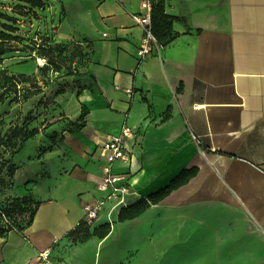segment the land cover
Returning <instances> with one entry per match:
<instances>
[{"label":"crops","instance_id":"1","mask_svg":"<svg viewBox=\"0 0 264 264\" xmlns=\"http://www.w3.org/2000/svg\"><path fill=\"white\" fill-rule=\"evenodd\" d=\"M75 1L83 27L71 23L74 6L64 3L60 26L42 36L52 47L83 46L89 64L57 99L62 135L29 158L23 192L19 166L1 188L5 200L31 195L36 215L25 230L0 237V264H36L47 248L61 264L264 259V0H166L176 36L157 41L160 53L154 48L144 60V31L130 18L143 11L142 0ZM27 31L31 39L37 33ZM124 124L135 133L132 160L116 173L132 194L122 206L107 202L90 228L111 222L107 237L75 242L86 208L103 197L98 144ZM185 172L195 174L139 217L119 221L123 207L149 201Z\"/></svg>","mask_w":264,"mask_h":264},{"label":"rangeland","instance_id":"2","mask_svg":"<svg viewBox=\"0 0 264 264\" xmlns=\"http://www.w3.org/2000/svg\"><path fill=\"white\" fill-rule=\"evenodd\" d=\"M25 1L30 0H0V11L14 17L16 20L13 21V24L17 28H21V25L20 22L16 21L24 20L25 16L23 14L28 13L8 11L3 7L7 6L11 7L12 10H17L16 5H28L34 8L30 5L31 3L26 4ZM64 3L69 7L70 5L74 6V9L69 11L70 16H72L71 23H74L76 27L79 26L76 19H79L80 9L75 0H48L45 8H34L39 15V19L33 17L34 32L40 30L43 33L48 27L53 32V27H59ZM53 18H56L55 22H53ZM30 28L29 26L22 27L23 31ZM23 31H16L15 34L25 35ZM27 37L29 38V36ZM9 47L15 53L6 57L2 65L3 70H0V132L5 134L15 126H22L30 131H39V136L25 143L23 150L17 157L12 158L9 153L5 155L6 159H11L16 164L15 166L21 167L15 179L16 191L21 193L24 190L25 180L32 175L30 169H27L26 166L29 158L32 160L44 154L48 140L55 141L62 135L61 126L66 118L57 99L64 94L67 95L75 88V85H78L77 77L83 74L84 68L89 64V62H86L87 56L91 54L85 53L83 46L75 43L64 45L62 49L48 54L47 63L45 62L46 64L42 67L35 57L24 58L25 45L13 42L10 43ZM17 51L22 53H16ZM38 55L41 56L40 51H38ZM31 92H38V94L25 101V96ZM69 104V108L74 110V104L71 102ZM81 126L78 125L71 131H78ZM12 179L7 171L6 187L10 186ZM0 193V206H6L7 203L4 197L7 195H5L4 190H1V186ZM15 217L18 218L19 222L25 224L28 222L30 214L26 213L21 217L17 215ZM0 225H3V223L0 222ZM180 253L182 252L180 251ZM197 260L198 258H183L178 261H180V264H196ZM202 261L203 264H264V259L254 258Z\"/></svg>","mask_w":264,"mask_h":264},{"label":"trees","instance_id":"3","mask_svg":"<svg viewBox=\"0 0 264 264\" xmlns=\"http://www.w3.org/2000/svg\"><path fill=\"white\" fill-rule=\"evenodd\" d=\"M26 4L31 3L34 8H45L47 6L48 0H30L25 1ZM166 0H155L152 5V31L159 43L166 45L171 42L176 35L172 34V22L174 18L169 17L165 14L164 3ZM17 11L20 13L26 12L28 10V14H23L25 18L28 20L27 23H32L31 19L33 17L38 18V13L34 10V8L28 5H16ZM15 18L11 15L0 11V70L2 69V65L8 55L15 53L14 50L10 49V43H18L23 44L26 48L30 49V52L36 50L35 44H33L32 39L28 38L25 35H17L16 31H23L22 28H17L13 23L15 22ZM14 21V22H13ZM20 22V21H16ZM20 24V23H19ZM44 47H40L38 50L41 53V56L48 59V54L62 49L64 46L55 45L50 46L49 42H51V38L44 37ZM47 46V47H46ZM58 71V70H57ZM29 79V78H28ZM38 92H31L25 96V101L30 99L31 97L37 95ZM83 113L86 114L85 106L82 107ZM39 135V131L37 130H28L22 126H15L8 130L5 134L0 132V186L1 188H7L6 179L3 178V175H6V172H9V176L11 178L14 177L15 173L18 170V167L15 166L14 162L11 159H6L5 155L9 153L12 158L17 156L24 148V144L28 141L34 139ZM195 172H185L181 177L176 179L172 184L161 192L152 195L149 201L140 200L137 203L130 205L128 207H123L119 214V221L124 222L127 220H132L139 217L143 214L151 205L157 204L166 198L168 195L172 193L175 189L184 185L188 178L192 177ZM6 206H0V222L3 225H0V237H5L11 231H23L29 226L32 225L35 215V203L32 199L31 195H25L22 197H15L6 199ZM30 214V218L27 223L22 224L18 221L17 216H23L24 214ZM9 218V219H8ZM89 226L85 223L80 222L75 231H73V235L75 237V242H85L89 240L92 236H97L101 239L107 237L111 230L112 224L108 223L101 227H98L93 234L90 232Z\"/></svg>","mask_w":264,"mask_h":264},{"label":"built area","instance_id":"4","mask_svg":"<svg viewBox=\"0 0 264 264\" xmlns=\"http://www.w3.org/2000/svg\"><path fill=\"white\" fill-rule=\"evenodd\" d=\"M155 0H142L141 7L142 12L133 13L130 15L131 21L143 29L144 38L140 48L138 50V56L141 60H144L149 54H151L156 48L160 53V47L157 39L152 31V5ZM8 11H13L11 7H3ZM28 12V10H26ZM39 19V15H38ZM26 20L20 21L22 27L29 26L32 29V23H27ZM21 27V28H22ZM23 30V29H22ZM25 32V36H28V31ZM33 44L36 46V50L31 51L36 61L43 67L47 60L46 58L38 55V49L44 47V37L40 30L32 37ZM47 47V46H46ZM43 62V63H41ZM46 62V63H45ZM129 95L133 94L132 90H127ZM135 136L134 130L130 126L124 124L121 132L117 135H109L104 138L97 147V151L103 160V173L102 180L99 186V191L103 193V197L97 200L93 205L86 208L85 216L82 220L89 227H93L100 217L102 209L107 202L116 201V206H122L127 204L128 197L132 194L131 187L127 181L126 176L116 173V166L119 163H127L132 160V151L129 147V140ZM36 264H61L54 260L53 252L51 248H47L39 252L36 258Z\"/></svg>","mask_w":264,"mask_h":264}]
</instances>
